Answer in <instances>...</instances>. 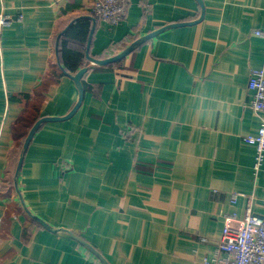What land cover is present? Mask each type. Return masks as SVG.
Wrapping results in <instances>:
<instances>
[{
  "label": "crops",
  "instance_id": "1",
  "mask_svg": "<svg viewBox=\"0 0 264 264\" xmlns=\"http://www.w3.org/2000/svg\"><path fill=\"white\" fill-rule=\"evenodd\" d=\"M200 1L126 0L111 26L94 0H0V264H103L77 237L108 264H222L224 217L264 216V160L253 173L246 142L264 0ZM175 23L192 24L87 59L93 26L103 60ZM83 68L80 106L39 127L16 182L30 129L68 115Z\"/></svg>",
  "mask_w": 264,
  "mask_h": 264
},
{
  "label": "built area",
  "instance_id": "2",
  "mask_svg": "<svg viewBox=\"0 0 264 264\" xmlns=\"http://www.w3.org/2000/svg\"><path fill=\"white\" fill-rule=\"evenodd\" d=\"M91 12L111 26L118 25L127 13L126 0H94ZM10 22V16L0 13V26H7ZM254 34L264 38L262 31H255ZM248 90L251 94L250 107L260 115L257 133L246 139L255 148L252 169L256 174L264 160V69L250 71ZM237 197L233 195V200ZM217 251L226 256L222 264H264V216L254 215L250 207L240 220L234 213L226 215ZM204 262L209 264L207 260Z\"/></svg>",
  "mask_w": 264,
  "mask_h": 264
},
{
  "label": "water",
  "instance_id": "3",
  "mask_svg": "<svg viewBox=\"0 0 264 264\" xmlns=\"http://www.w3.org/2000/svg\"><path fill=\"white\" fill-rule=\"evenodd\" d=\"M201 7H203L202 3L200 0H198ZM203 11V9H202ZM91 21L94 22V18H89ZM188 24H192V23H175V24H170V25H166L164 27H161L160 29L154 31V32H151V33H148L140 38H138L136 41H134L133 43H131L128 47H126L123 51H121L120 53L112 56V57H109L107 59H103V60H96V59H93L91 57H89L88 55V50H89V46H90V41H91V37H92V33H93V29H94V26L92 27L91 29V33H90V36H89V41H88V48H87V59L92 62L93 64H97V65H107V64H111V63H115V62H118L120 61L121 59L125 58L128 54H130L134 49H136L139 45L143 44L144 42L152 39L153 37L161 34L162 32L168 30V29H171V28H174V27H178V26H184V25H188ZM87 69L86 68H83L81 69L78 73H76L74 76H72V80L74 81L75 83V86L78 90V101L77 103L75 104V106L73 107V109L68 113V115H66L65 117L63 118H56V117H43L41 119H39L34 125L33 127L30 129L24 143H23V146H22V150H21V155H20V158H19V161H18V165H17V168H16V172H15V181L17 182V178H18V175H19V172H20V169H21V166H22V161H23V155L25 154L29 144H30V141L32 139V137L34 136L35 132L39 129V127L41 125H43L44 123L46 122H51V121H58V120H66V119H69L71 118L74 113L76 112V110L78 109V107L80 106L81 104V101H82V98H83V94H84V90H83V86H82V82H81V79L83 77V75L86 73ZM37 221L46 229H49L50 230V227L48 224H46L44 221L40 220V219H37ZM74 237V236H73ZM76 238V237H75ZM77 239L79 241H81L83 244H85V246L93 252V254L98 257V259H100L103 264H108L90 245L86 244L83 242V240L79 239L77 237Z\"/></svg>",
  "mask_w": 264,
  "mask_h": 264
},
{
  "label": "trees",
  "instance_id": "4",
  "mask_svg": "<svg viewBox=\"0 0 264 264\" xmlns=\"http://www.w3.org/2000/svg\"><path fill=\"white\" fill-rule=\"evenodd\" d=\"M96 19H98V18H96ZM98 20H100V19H98ZM79 53V56L82 58V53H80V52H78ZM107 56H112L113 54H110V53H108V54H106ZM106 57V56H105Z\"/></svg>",
  "mask_w": 264,
  "mask_h": 264
}]
</instances>
